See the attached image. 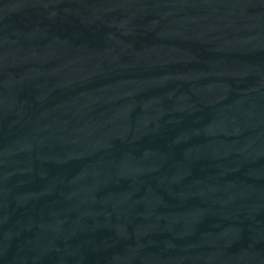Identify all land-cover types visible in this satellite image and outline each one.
Masks as SVG:
<instances>
[{
  "label": "water",
  "instance_id": "obj_1",
  "mask_svg": "<svg viewBox=\"0 0 264 264\" xmlns=\"http://www.w3.org/2000/svg\"><path fill=\"white\" fill-rule=\"evenodd\" d=\"M0 264H264V0H0Z\"/></svg>",
  "mask_w": 264,
  "mask_h": 264
}]
</instances>
